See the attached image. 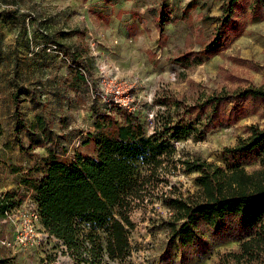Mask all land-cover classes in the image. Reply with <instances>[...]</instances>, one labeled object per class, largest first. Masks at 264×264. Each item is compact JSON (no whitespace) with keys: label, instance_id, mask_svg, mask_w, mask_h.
Returning <instances> with one entry per match:
<instances>
[{"label":"rangeland","instance_id":"rangeland-1","mask_svg":"<svg viewBox=\"0 0 264 264\" xmlns=\"http://www.w3.org/2000/svg\"><path fill=\"white\" fill-rule=\"evenodd\" d=\"M162 0H0V181L2 186L16 184L21 172L56 152L62 160H71L77 150L92 154V144L83 145L89 131L103 127L100 113L105 105L96 93V85L112 81L123 83L124 100L149 123L151 133L156 113L166 109L160 98L173 95L192 104L204 94L233 91L249 85H264V18L246 14L244 33L230 39L229 47L201 63L184 66L176 59L180 53L199 51L201 41L212 33L202 16L220 15V0H198L200 5L184 20L190 0H166L172 21L160 39L156 27ZM138 25L137 35H130ZM79 49V51H78ZM78 53L92 74L91 84L78 80L65 59ZM22 90L23 116L34 122L44 115L53 122L56 134H64L50 145L33 152L21 151L15 132L14 97ZM98 89L101 90L99 87ZM28 91L34 92V95ZM35 97V99L33 98ZM126 99V100H125ZM123 110H128L124 106ZM264 128L262 105H247V114L236 123L221 124L201 137L190 135L176 142V168L163 182L138 202L131 213L134 228L132 251L123 259L108 264H223L231 252L240 249V241H213V247L198 252L169 248V228L165 221L172 212L165 202L168 195H194L199 190L198 172H187L179 159L201 157L224 168L235 164L253 171L260 167L257 151L230 153L248 127ZM118 137L117 130H111ZM24 143L30 135L21 131ZM14 189H19L15 187ZM23 192V190H21ZM31 195L28 194L27 197ZM26 197V198H27ZM13 224L0 223V239H14ZM37 243L27 248L4 247L0 243V264H73L66 246L40 229ZM237 264H264V252L258 258Z\"/></svg>","mask_w":264,"mask_h":264},{"label":"trees","instance_id":"trees-1","mask_svg":"<svg viewBox=\"0 0 264 264\" xmlns=\"http://www.w3.org/2000/svg\"><path fill=\"white\" fill-rule=\"evenodd\" d=\"M165 1H161L156 19L160 39L172 21ZM220 1V15L202 16L203 24L213 25L212 33L202 39L199 51L180 53L176 57L180 64L201 63L203 56L212 57L226 50L230 39L241 36L247 28L248 11L252 17L264 18V0ZM199 6L203 5L198 0H190L183 12L184 20L189 21L190 11ZM130 28V35H137L138 25ZM74 54L65 57L68 66L78 80L91 84L92 74L84 58ZM96 87L103 101L99 85ZM13 97L20 150L30 153L39 147L49 149L56 141L59 145L58 138L66 135L56 134L51 120L38 115L34 122H28L23 116L21 88L16 89ZM159 102L166 109L156 113L153 129L148 133L149 123L140 113L123 110L107 97L105 111L99 114L103 127L89 131L83 140V145L94 146L93 153L77 150L71 160H62L51 151L29 169L15 168L14 172H24V190L0 193V220L30 194L38 204L42 228L66 246L73 264H108L109 260L127 257L132 251L131 213L176 168V142L190 135L201 137L221 124L236 123L247 114V105L264 108V85L215 91L192 104L171 94ZM114 129L118 137L112 135ZM22 130L30 135L27 144ZM248 130L249 136L226 150L257 151L258 169L249 171L239 164L224 168L201 157L179 159L187 172L199 173V191L189 196H165L164 202L172 212L165 221L170 249L192 247L206 252L213 247V241H240V249L231 252L226 261L224 258L223 264L252 260L264 252V128L253 124Z\"/></svg>","mask_w":264,"mask_h":264},{"label":"built area","instance_id":"built-area-1","mask_svg":"<svg viewBox=\"0 0 264 264\" xmlns=\"http://www.w3.org/2000/svg\"><path fill=\"white\" fill-rule=\"evenodd\" d=\"M101 90L105 87L99 86ZM103 101H107V97L112 99V104L118 105L124 109L127 106L129 111H134V107H130L127 101L124 100L123 83L118 80L112 81L108 89L101 91ZM126 100V99H125ZM3 224H13L14 239L12 240L9 235H5L0 239V243L4 247H24L33 246L38 242L41 233L39 230L42 228L41 215L38 204L31 196L27 197L17 207L6 211L3 219L0 220ZM43 229V228H42ZM45 231V230H44Z\"/></svg>","mask_w":264,"mask_h":264},{"label":"crops","instance_id":"crops-1","mask_svg":"<svg viewBox=\"0 0 264 264\" xmlns=\"http://www.w3.org/2000/svg\"><path fill=\"white\" fill-rule=\"evenodd\" d=\"M23 173L24 172H21L22 175L20 176V179L18 181V185L11 184V185L2 186L1 181H0V193L1 192H7V191L15 192V191H19V190H24V187H22V185H21V178L23 176ZM17 186L19 187V189H14Z\"/></svg>","mask_w":264,"mask_h":264}]
</instances>
